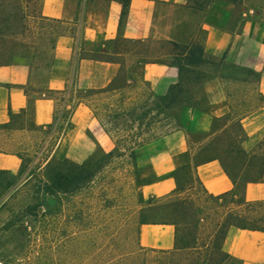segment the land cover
Here are the masks:
<instances>
[{
	"label": "rangeland",
	"instance_id": "374dc122",
	"mask_svg": "<svg viewBox=\"0 0 264 264\" xmlns=\"http://www.w3.org/2000/svg\"><path fill=\"white\" fill-rule=\"evenodd\" d=\"M39 2L23 0L25 32L12 40L24 47V52L13 50L14 61L36 66L31 70L34 87L44 86L55 32L69 29L36 18ZM202 7L199 2L181 8L165 6L173 10L167 25L174 42L202 45ZM235 34L241 37L235 42V63L225 55L220 61L204 59L199 65L186 64L168 40L126 42L116 37L106 42L100 38L86 46L132 50L139 62L135 73L143 62L172 63L178 67L177 82L160 87L161 93L152 100L147 92L127 102H121L118 95L95 97L89 117L81 120L79 129L72 114L75 102L55 93V108H59L55 123L36 130L22 112L11 115L8 127L26 126L33 131L21 138L19 169L0 170V258L4 263L239 264L231 255L213 261L200 255V246L213 239L224 213L234 206L232 202L210 198L192 172L181 183L180 193L173 190L155 196L144 189L157 179L153 162L157 157L172 155L173 171L182 163L192 165L213 157L235 173V146L251 152L264 135V94L258 88L260 82L264 84V53L257 49L264 43V0H235ZM2 44L0 53L6 59L10 42H0L1 48ZM89 57L121 60L107 54ZM199 66L206 69L195 68ZM207 77L220 81L229 103L199 101L194 85ZM119 82L120 75L112 85ZM245 116L248 118L241 120ZM174 145L184 150L174 154ZM71 165L86 167L88 176L81 177L75 188L45 191L51 175L59 172L62 178ZM236 182L238 188L243 184L242 178ZM168 208L175 209L167 217L176 223L173 248L140 247V225L163 222ZM253 210L264 214V205ZM193 244L196 249L177 248Z\"/></svg>",
	"mask_w": 264,
	"mask_h": 264
},
{
	"label": "crops",
	"instance_id": "0c3cea01",
	"mask_svg": "<svg viewBox=\"0 0 264 264\" xmlns=\"http://www.w3.org/2000/svg\"><path fill=\"white\" fill-rule=\"evenodd\" d=\"M195 2L203 6L199 20L204 30L203 59L217 62L227 55L235 63V42L241 38L235 34V0H128L122 15L117 0H40L39 16L68 25L69 29L55 38L52 62L43 87L31 86L34 74L26 63L0 65V170L16 172L20 167L18 148L21 138L34 128H45L57 121L59 108H55L53 93L62 100L71 97L75 102L72 114L75 128L79 129L81 120L89 117L90 103L95 97L118 95L121 102H127L147 92L152 100L161 93L160 87L174 85L178 80L177 65L147 61L141 63L140 72L135 73L139 62L132 50H96L86 44L92 45L100 38L112 41L117 36L129 41L173 40L167 25L173 10L165 6L181 8ZM257 49L264 53V43ZM92 54L116 55L121 60H98L89 57ZM195 68L206 69L203 66ZM119 75L120 82L112 85ZM221 87L220 81L207 77L194 85V91L202 103H229V96L225 91L223 94ZM258 88L264 94L263 82ZM169 111L175 113L176 110ZM21 112L29 117L33 129L26 126L2 128L9 123L11 115ZM172 150L176 154L184 147L174 145ZM153 162L157 179L147 183L144 189L155 196L170 194L175 188L171 177L175 167L173 156L157 157ZM194 174L208 194L218 195L233 188L217 159L196 165ZM243 198L246 201L264 200V181L247 182ZM174 242L172 224L146 223L139 227L138 244L142 248L167 251L173 248ZM222 248L241 264H264V232L229 228Z\"/></svg>",
	"mask_w": 264,
	"mask_h": 264
},
{
	"label": "trees",
	"instance_id": "16d2710c",
	"mask_svg": "<svg viewBox=\"0 0 264 264\" xmlns=\"http://www.w3.org/2000/svg\"><path fill=\"white\" fill-rule=\"evenodd\" d=\"M117 1L121 4L122 15L127 9L128 0ZM26 17L27 15L24 13L23 0H0V42L4 43L6 39H8V41L10 42V47L7 50V58H2L3 54L0 53V65L15 62L13 59V50H15L16 52H24V47L20 46L19 44H12V40L24 34ZM36 18L41 21L58 22L56 20L45 19L39 15ZM59 34V32H55L53 42ZM117 38H120L121 40H124L126 42H130L129 40H126L120 36H117ZM167 42L172 46L173 50H178V52L175 53L176 55H183L184 59L186 60V64L199 65L205 62L202 57V45L200 46L192 43L180 45L177 42H174V40H168ZM3 48L4 46L2 44V48L0 47V50ZM29 68L31 70H35L36 66L29 64ZM8 124L9 123L4 124L2 127L7 128ZM234 153L235 154L233 157L235 159V165L233 167V170L235 171V173H233V171H231L225 164L220 161L223 171L229 177L233 184V188L228 192L218 195L208 194L202 188L204 193L207 194L210 198L216 200H223L225 202H232L234 204L233 207H229L224 213L220 224L214 232L213 239L210 240L208 243H205L200 246V255L206 261H213L214 259H217V257H220V260H224L230 257V255L223 251L222 248L223 241L229 228L264 232V214H258L255 210H253V208L258 205H264V200L246 201L243 198V189L244 185L247 182L264 181V135L262 136L253 151L247 152L238 145L235 146ZM212 159L217 158H206L195 162L192 165L190 163H182L177 169H175L171 174V177L173 178L175 183L174 192L180 193L182 191L181 183L187 179L188 172H192L195 176L194 168L196 165ZM86 171V167L84 166L71 165L70 168L67 170V173L62 175V178H60L61 175L59 172H54L51 175L50 186L46 188L45 191L52 193L58 190H65L67 188H75L76 185L79 183L78 180L81 177L86 178L88 176L87 174L85 175ZM237 178H242L243 180V184L240 188L236 186ZM174 212V208H168L167 212H165L164 214V221L159 222V224H172L176 226V223L173 220L170 221V219H168L172 216ZM180 214H182V212H180ZM177 248L196 249V246L194 244L190 246L182 245L181 247ZM237 261L239 264H241L239 259H237Z\"/></svg>",
	"mask_w": 264,
	"mask_h": 264
},
{
	"label": "built area",
	"instance_id": "2783aa9c",
	"mask_svg": "<svg viewBox=\"0 0 264 264\" xmlns=\"http://www.w3.org/2000/svg\"><path fill=\"white\" fill-rule=\"evenodd\" d=\"M0 264H5L4 261L0 258Z\"/></svg>",
	"mask_w": 264,
	"mask_h": 264
}]
</instances>
